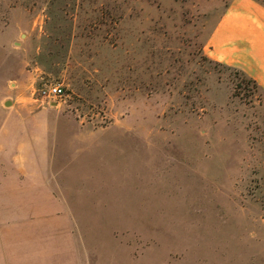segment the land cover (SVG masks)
Listing matches in <instances>:
<instances>
[{"label": "rangeland", "instance_id": "obj_1", "mask_svg": "<svg viewBox=\"0 0 264 264\" xmlns=\"http://www.w3.org/2000/svg\"><path fill=\"white\" fill-rule=\"evenodd\" d=\"M230 1L0 0V264H264V88L207 52Z\"/></svg>", "mask_w": 264, "mask_h": 264}, {"label": "crops", "instance_id": "obj_2", "mask_svg": "<svg viewBox=\"0 0 264 264\" xmlns=\"http://www.w3.org/2000/svg\"><path fill=\"white\" fill-rule=\"evenodd\" d=\"M207 52L264 88V0H231L209 35Z\"/></svg>", "mask_w": 264, "mask_h": 264}, {"label": "built area", "instance_id": "obj_3", "mask_svg": "<svg viewBox=\"0 0 264 264\" xmlns=\"http://www.w3.org/2000/svg\"><path fill=\"white\" fill-rule=\"evenodd\" d=\"M65 85L60 82H53L50 84H46L42 88V92L44 95L48 96L51 100H59L65 94ZM56 101V102H57Z\"/></svg>", "mask_w": 264, "mask_h": 264}, {"label": "trees", "instance_id": "obj_4", "mask_svg": "<svg viewBox=\"0 0 264 264\" xmlns=\"http://www.w3.org/2000/svg\"><path fill=\"white\" fill-rule=\"evenodd\" d=\"M242 72H244V71H242ZM245 73V72H244ZM246 74V73H245ZM246 75H248V74H246ZM249 76V75H248ZM250 77V79H252V80H254L257 84H259L258 82H257V80L256 79H254L253 77H251V76H249Z\"/></svg>", "mask_w": 264, "mask_h": 264}, {"label": "water", "instance_id": "obj_5", "mask_svg": "<svg viewBox=\"0 0 264 264\" xmlns=\"http://www.w3.org/2000/svg\"><path fill=\"white\" fill-rule=\"evenodd\" d=\"M10 101H7V103L9 104Z\"/></svg>", "mask_w": 264, "mask_h": 264}]
</instances>
